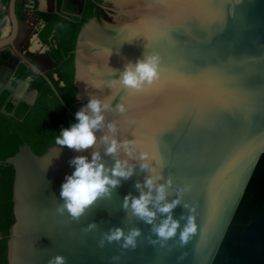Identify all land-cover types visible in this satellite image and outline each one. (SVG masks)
Here are the masks:
<instances>
[{
  "label": "water",
  "instance_id": "95a60500",
  "mask_svg": "<svg viewBox=\"0 0 264 264\" xmlns=\"http://www.w3.org/2000/svg\"><path fill=\"white\" fill-rule=\"evenodd\" d=\"M98 7L73 52L77 110L89 96L110 103L107 120L119 140L131 142L132 163L147 153L160 183L173 181L169 200L183 190L175 217L188 214L184 203L194 207L198 231L183 247L179 235L150 243L157 239L151 225L126 220L123 198L139 195L134 184L147 175L138 166L110 199L73 221L57 211L60 186L74 171L69 160L90 154L65 147L56 159L58 145L37 155L24 143L0 161L15 170L7 264H49L57 255L66 264H264V0H103ZM144 54L164 61V76L142 91L124 88L120 72ZM118 158L128 157L122 150ZM92 222L98 227L87 231ZM113 226L142 229L138 247H99Z\"/></svg>",
  "mask_w": 264,
  "mask_h": 264
},
{
  "label": "clouds",
  "instance_id": "9594fccd",
  "mask_svg": "<svg viewBox=\"0 0 264 264\" xmlns=\"http://www.w3.org/2000/svg\"><path fill=\"white\" fill-rule=\"evenodd\" d=\"M158 76L159 58L144 54L135 63L125 64L123 71L120 72L119 82L126 89L142 91ZM79 98L77 95V99ZM112 110L110 103L89 96L88 102L75 113L77 122L63 128L56 137L55 144L60 148L56 159L60 157L65 147L77 153L88 152L91 157L76 155L69 160V165L74 171L65 177L60 186L59 199L62 203L57 211L61 214L66 211L73 221L79 222L98 201L110 199L124 181L132 179L138 166L140 171L147 175L142 182L137 180L134 184L139 195L130 192L123 198L122 209L126 213V220L135 217L151 225V233L157 239L149 237L150 243L168 241L179 235L180 246H185L198 231L196 216L193 214L195 208L184 203L183 207L187 209L188 214L181 215L179 219L175 217L174 210L182 204L183 190H178L176 198L169 200L171 195L169 189L173 187V181L169 178L165 183H160L164 176L157 173L147 153H141L138 162L132 163L136 157L132 155L131 142L119 140L116 136L117 124L107 120L106 113ZM115 110L119 113L126 111L123 104L116 105ZM98 132H103V135L98 136ZM101 143L102 152L98 147ZM122 150L128 158H118ZM105 156L113 158L114 163L111 166L104 161ZM181 220H186L183 226ZM97 227L98 224L92 222L88 224L87 231ZM142 235L143 231L138 227L125 231L124 227L113 226L103 233L99 247H104L106 243H116L124 250H135L138 247V238ZM112 259L119 260V257ZM179 259H183V256ZM49 264H66V257L57 255Z\"/></svg>",
  "mask_w": 264,
  "mask_h": 264
},
{
  "label": "flooded vegetation",
  "instance_id": "af4514ba",
  "mask_svg": "<svg viewBox=\"0 0 264 264\" xmlns=\"http://www.w3.org/2000/svg\"><path fill=\"white\" fill-rule=\"evenodd\" d=\"M1 4L0 41H11L0 47V114L14 119L29 116L38 106L51 111L64 89L58 73L59 27L83 19L90 0H16V31L10 0Z\"/></svg>",
  "mask_w": 264,
  "mask_h": 264
},
{
  "label": "trees",
  "instance_id": "16d2710c",
  "mask_svg": "<svg viewBox=\"0 0 264 264\" xmlns=\"http://www.w3.org/2000/svg\"><path fill=\"white\" fill-rule=\"evenodd\" d=\"M103 0H90V6L83 19L73 23L66 21L67 26L59 27L61 59L58 67L59 76L64 84L60 91L61 101L55 103L53 110L38 106L27 117H7L0 114V161L4 162L14 156L19 147L28 143L37 155L44 154L50 147L56 145L55 139L63 128L76 123L78 90L75 87V68L73 52L81 26L94 17L101 9L98 7ZM41 103V102H40ZM38 103V105L40 104ZM65 106V107H64ZM68 107L69 110L66 108ZM43 114H35L34 112ZM15 170L10 165L0 164V264H7L6 248L9 229L12 220V191Z\"/></svg>",
  "mask_w": 264,
  "mask_h": 264
},
{
  "label": "snow or ice",
  "instance_id": "6c2138e0",
  "mask_svg": "<svg viewBox=\"0 0 264 264\" xmlns=\"http://www.w3.org/2000/svg\"><path fill=\"white\" fill-rule=\"evenodd\" d=\"M164 73H165V63L163 60H160L159 61V76L158 78L156 79V82L159 83L160 80L162 79V77L164 76ZM151 85V84H150ZM149 85V86H150ZM250 160H251V156H248L246 157L244 160H241L239 162H237L236 166H235V171L241 169V168H244L246 167L249 163H250ZM154 164H156L157 162L154 160L153 161Z\"/></svg>",
  "mask_w": 264,
  "mask_h": 264
}]
</instances>
